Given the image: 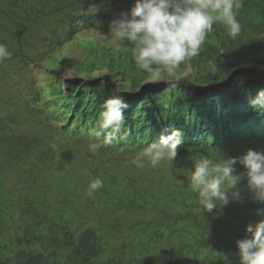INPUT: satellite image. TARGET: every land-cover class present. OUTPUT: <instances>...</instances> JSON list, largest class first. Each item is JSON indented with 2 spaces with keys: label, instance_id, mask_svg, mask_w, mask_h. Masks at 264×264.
<instances>
[{
  "label": "trees",
  "instance_id": "obj_1",
  "mask_svg": "<svg viewBox=\"0 0 264 264\" xmlns=\"http://www.w3.org/2000/svg\"><path fill=\"white\" fill-rule=\"evenodd\" d=\"M133 4L0 0L11 53L0 63V264H239L235 241L264 205L245 178L243 202L201 212L190 175L202 156L264 149V107L250 103L264 90V0H243L236 39L214 24L176 87L147 82L129 42L94 38ZM71 46L83 62L70 65ZM114 95L130 135L105 144L92 133ZM164 129L183 133L176 160L133 164ZM97 177L104 187L89 198Z\"/></svg>",
  "mask_w": 264,
  "mask_h": 264
},
{
  "label": "clouds",
  "instance_id": "obj_2",
  "mask_svg": "<svg viewBox=\"0 0 264 264\" xmlns=\"http://www.w3.org/2000/svg\"><path fill=\"white\" fill-rule=\"evenodd\" d=\"M242 4L243 0H134L130 9L122 11L111 23L110 32L118 44L127 41L132 45L134 63L147 73V82L163 79L176 87L180 80L175 70L200 55L214 24L222 25L232 39L241 34L238 14ZM10 56L8 46L0 43V63ZM250 103L254 108L264 107V90L257 92ZM127 108L128 103L118 95L105 99L92 134L103 136L105 144L126 140L130 135L124 128ZM182 142L183 133L179 129L170 132L164 129L156 140L135 154L132 163L139 168L145 162L153 168L163 162L172 163ZM96 147L89 145L92 151ZM237 165L243 171L237 173ZM245 178L253 201L264 205V149L249 147L240 155L226 156L219 161L202 156L193 165L190 190L198 197L200 211L211 213L230 201L243 202L239 185ZM103 187V180L97 177L89 182L85 194L91 198ZM256 214L260 219L248 223L244 237L235 241L239 264H264V207L258 208Z\"/></svg>",
  "mask_w": 264,
  "mask_h": 264
},
{
  "label": "rangeland",
  "instance_id": "obj_3",
  "mask_svg": "<svg viewBox=\"0 0 264 264\" xmlns=\"http://www.w3.org/2000/svg\"><path fill=\"white\" fill-rule=\"evenodd\" d=\"M123 10H118L116 11V14L119 16L120 13ZM94 38L99 40L101 42V44L105 45V46H111L113 44H115V37L112 34H94ZM72 56H71V61L72 63H80L81 61H83L85 59V56L83 54V51L81 52V50L72 47L69 49ZM192 72V68L190 66H186L184 69L180 70L179 76L180 77H184L186 75H188L189 73ZM103 73H99V75H101ZM70 74H66V76H69Z\"/></svg>",
  "mask_w": 264,
  "mask_h": 264
},
{
  "label": "bare ground",
  "instance_id": "obj_4",
  "mask_svg": "<svg viewBox=\"0 0 264 264\" xmlns=\"http://www.w3.org/2000/svg\"><path fill=\"white\" fill-rule=\"evenodd\" d=\"M82 52V51H81Z\"/></svg>",
  "mask_w": 264,
  "mask_h": 264
}]
</instances>
